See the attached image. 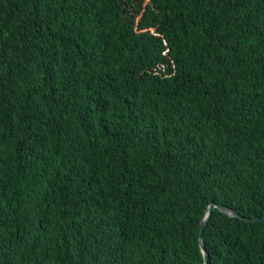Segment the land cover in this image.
Instances as JSON below:
<instances>
[{
  "label": "trees",
  "instance_id": "trees-1",
  "mask_svg": "<svg viewBox=\"0 0 264 264\" xmlns=\"http://www.w3.org/2000/svg\"><path fill=\"white\" fill-rule=\"evenodd\" d=\"M264 264V0H0V264Z\"/></svg>",
  "mask_w": 264,
  "mask_h": 264
},
{
  "label": "water",
  "instance_id": "water-1",
  "mask_svg": "<svg viewBox=\"0 0 264 264\" xmlns=\"http://www.w3.org/2000/svg\"><path fill=\"white\" fill-rule=\"evenodd\" d=\"M215 207L218 208L219 210L229 214V215H233L232 209L226 205L213 202L208 206L207 215L205 216V218L201 222L200 235H199L200 243L202 245L203 252H204V259H205L204 264H208V253H207L205 245L203 243V232H204V229H205L206 224H207V218H208L209 214H211L212 209ZM241 217H243L245 220H248V221H260V220L264 221V217H244V216H241Z\"/></svg>",
  "mask_w": 264,
  "mask_h": 264
}]
</instances>
